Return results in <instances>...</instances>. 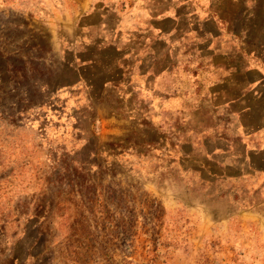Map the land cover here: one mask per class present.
<instances>
[{
  "label": "rangeland",
  "instance_id": "obj_1",
  "mask_svg": "<svg viewBox=\"0 0 264 264\" xmlns=\"http://www.w3.org/2000/svg\"><path fill=\"white\" fill-rule=\"evenodd\" d=\"M263 57L264 0H0V252L264 264L263 191L198 166L262 124Z\"/></svg>",
  "mask_w": 264,
  "mask_h": 264
},
{
  "label": "crops",
  "instance_id": "obj_2",
  "mask_svg": "<svg viewBox=\"0 0 264 264\" xmlns=\"http://www.w3.org/2000/svg\"><path fill=\"white\" fill-rule=\"evenodd\" d=\"M225 38L233 41L236 46L241 45V40H243L240 36H236L233 34L227 35ZM241 38V39H240ZM237 39V40H236ZM239 44V45H238ZM235 45H233L232 49H234ZM251 52V51H250ZM243 58L249 56V51L246 49H242L240 51ZM264 63V57L262 58ZM248 61V60H247ZM243 63V62H242ZM249 63V62H248ZM236 71L242 74H247L248 76L252 74L255 77V72L259 74L258 82L255 80H247V75L245 79L246 89L251 92L248 99V102L251 100H255V107H261V115L259 119L251 118L247 116L248 121L254 122H262L260 126L256 128H252L249 125L244 126V135L238 141V146H236V151H233V147L228 146V150L231 154L236 153L239 156L237 158L233 157V160L230 162H223L221 159L218 160L219 154L223 153L222 146L218 147L222 143H217L215 147L206 148L205 154L209 156V159H213L215 162L205 163L200 162L198 164L199 171L202 172V176L204 178L207 177L208 181L214 183L216 186L222 185V183H230V195L232 197H253V194L257 190H262L264 193V67L261 71H256L254 65L251 63L241 64L239 67H232ZM260 72L261 75H260ZM216 86V85H215ZM214 86V87H215ZM256 90V93L254 91ZM252 98V99H251ZM251 129V130H250ZM218 147V148H217ZM221 148V149H219ZM240 185L241 187H245V190H241V193L237 191L232 186ZM220 192L218 197H224L228 195L229 191L227 189H222L220 186ZM4 252H0V264H35V262L30 261V255L27 254L25 257L20 259L15 256L14 249H10L9 247H5ZM2 248H0V251Z\"/></svg>",
  "mask_w": 264,
  "mask_h": 264
}]
</instances>
